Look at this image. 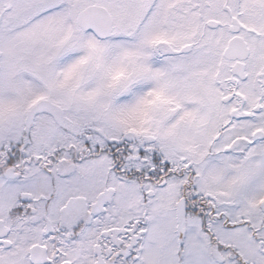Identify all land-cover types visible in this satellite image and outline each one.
<instances>
[{"label":"snow or ice","instance_id":"1","mask_svg":"<svg viewBox=\"0 0 264 264\" xmlns=\"http://www.w3.org/2000/svg\"><path fill=\"white\" fill-rule=\"evenodd\" d=\"M0 264H264V0H0Z\"/></svg>","mask_w":264,"mask_h":264}]
</instances>
